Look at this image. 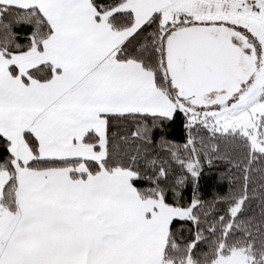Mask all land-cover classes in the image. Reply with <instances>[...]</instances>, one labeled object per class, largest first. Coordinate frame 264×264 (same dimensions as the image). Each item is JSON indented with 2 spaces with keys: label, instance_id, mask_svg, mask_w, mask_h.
Listing matches in <instances>:
<instances>
[{
  "label": "snow or ice",
  "instance_id": "1",
  "mask_svg": "<svg viewBox=\"0 0 264 264\" xmlns=\"http://www.w3.org/2000/svg\"><path fill=\"white\" fill-rule=\"evenodd\" d=\"M0 264H264V0H0Z\"/></svg>",
  "mask_w": 264,
  "mask_h": 264
},
{
  "label": "trees",
  "instance_id": "2",
  "mask_svg": "<svg viewBox=\"0 0 264 264\" xmlns=\"http://www.w3.org/2000/svg\"><path fill=\"white\" fill-rule=\"evenodd\" d=\"M170 133L172 139L177 142H181V138L183 136L182 129L173 126V128L170 129ZM214 176L215 173H210L209 175H206L204 179L201 180V192L205 198H210L213 195ZM186 194L190 196L191 190L189 189Z\"/></svg>",
  "mask_w": 264,
  "mask_h": 264
}]
</instances>
